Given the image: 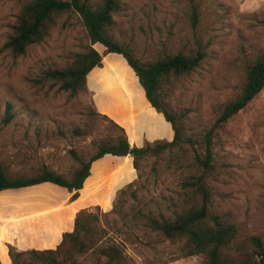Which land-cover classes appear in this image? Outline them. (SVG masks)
Listing matches in <instances>:
<instances>
[{
    "label": "rangeland",
    "instance_id": "rangeland-1",
    "mask_svg": "<svg viewBox=\"0 0 264 264\" xmlns=\"http://www.w3.org/2000/svg\"><path fill=\"white\" fill-rule=\"evenodd\" d=\"M118 1L113 33L140 60L192 54L196 49L203 50L204 57L192 71L162 83V99L181 129L179 146L141 159L139 169L128 155H106L91 167L82 201L92 197L103 207H89L91 211L98 207L103 214L97 236L120 243L132 264H205L201 255L184 254L182 240L165 238L144 224L145 214L168 218L201 202L188 182L202 175L212 210L228 215L240 234L264 239V87L215 129L212 167H198L194 158L204 153L203 135L219 107L239 91L246 62L264 51V0ZM20 5L17 0H0V160L11 175L31 176L47 166L69 176L78 165L76 157L87 161L111 131L104 118L88 116L96 97L101 113L109 118L128 114L131 121L133 110L145 107L144 97L135 89L125 59L114 53L103 56L102 66L90 72V86L84 91L71 94L45 80L44 70L70 65L85 49L86 30L76 13L67 12L43 42L22 55L13 54L3 45ZM93 46L100 53L104 50L101 44ZM7 102L14 116L3 124ZM128 184L132 185L125 203L112 211ZM131 191L137 193L135 199ZM64 193L65 188L52 183L2 190L1 215L8 214L9 223L17 224L24 214L37 217L39 211L58 206ZM80 259L84 264L103 262L92 252ZM0 264L5 260L0 258Z\"/></svg>",
    "mask_w": 264,
    "mask_h": 264
},
{
    "label": "trees",
    "instance_id": "trees-1",
    "mask_svg": "<svg viewBox=\"0 0 264 264\" xmlns=\"http://www.w3.org/2000/svg\"><path fill=\"white\" fill-rule=\"evenodd\" d=\"M20 10L12 25V32L4 42V48L13 54L22 55L34 44H39L56 25L57 19L64 13H76L86 30L87 44L84 50L77 52L70 65L65 67H50L44 70L43 78L58 84V88L75 94L90 86L89 74L94 67H101L103 56L109 53L119 54L125 59L127 71L137 91L143 93L150 104L161 112L170 122L174 135L172 140H156L145 142L142 146H132L129 154L132 164L139 169L141 159L158 155L166 150L177 147L182 142L181 129L175 113L167 108L162 99V83L170 76H179L196 68L204 51L196 49L194 53L178 52L165 55L153 61H142L137 58L132 49L122 43L113 33L114 13L120 8L118 0H100L91 4L89 0H17ZM193 18L196 21V8L192 7ZM101 44L104 50L100 53L94 44ZM264 87V51L247 61L244 77L239 91L234 97L225 101L219 107V113L212 126L203 135V155L194 154L198 167L210 169L211 141L217 127L223 126L231 117L243 109ZM88 114L104 118L110 124L111 131L106 138L101 139L95 153L83 161L76 157L77 167L66 176L47 166H42L31 176L11 175L0 160V191L8 188H20L52 182L65 187L71 192L70 200L79 196L85 178L91 174V163L105 154L118 155L119 147H129L127 135L122 127L107 115L101 113L96 104ZM12 105L7 102L3 124L13 118ZM114 169L118 168L117 161L113 162ZM202 175L194 177L188 186L193 192L201 195V202L193 203L178 210L171 217L165 218L145 214L144 224L152 231L159 232L171 240H182L185 255H201L205 264H264V239L256 234H240L237 224L228 215L213 211L209 204V196L203 185ZM128 184L121 189L117 205L112 211H117L125 203L124 195ZM84 188V186H83ZM83 190V189H82ZM135 199L137 193L131 191ZM107 213H104L106 215ZM98 207L95 211L89 208L78 210L74 218V227L70 232L62 233L61 241L55 248L18 250L8 245V255L11 264H84L80 258L92 252L102 264H132L120 243L104 241L98 235L100 223Z\"/></svg>",
    "mask_w": 264,
    "mask_h": 264
},
{
    "label": "crops",
    "instance_id": "crops-1",
    "mask_svg": "<svg viewBox=\"0 0 264 264\" xmlns=\"http://www.w3.org/2000/svg\"><path fill=\"white\" fill-rule=\"evenodd\" d=\"M95 68V67H94ZM93 68V69H94ZM145 107L139 110H133L135 121L130 120L128 114H120L119 117H110L116 124L122 127L127 135L129 146H142L145 141L152 142L155 140H167L170 141L173 138L174 132L170 122H168L161 112H158L146 99L144 93ZM95 104L98 108L97 97ZM151 110L155 115L149 112ZM99 110V109H98ZM101 112V111H100ZM106 115V114H105ZM109 117V115H107ZM105 154L99 159L94 160L91 163L90 169L93 164L100 162ZM119 158L116 155H113ZM130 156V154L128 155ZM132 162V157L130 156ZM89 174L84 182L90 177ZM52 183V182H42ZM34 184L31 186L39 185ZM54 184V183H52ZM57 185V184H55ZM59 186V185H57ZM82 188L79 190V196L70 200L71 192L66 189V193L63 194L60 204L54 208L41 210L37 217H33L32 214H24L23 219L17 224L9 223V215L2 214L0 209V258L4 259L6 264H11V260L8 255V248L5 243H10L17 247L18 250L27 249H47L55 248L61 241L62 233L70 232L74 227V218L78 210L82 208H89L93 205H98L101 208V203L97 200H91L89 197L85 201H82ZM28 187V186H26ZM62 187V186H60ZM22 188V187H20ZM12 189V188H8ZM5 190V189H4ZM2 191V190H1ZM94 198V197H93ZM96 198V197H95ZM26 213V212H17ZM26 215H29L28 217ZM4 220V221H3ZM4 223V224H3ZM12 224V225H11Z\"/></svg>",
    "mask_w": 264,
    "mask_h": 264
},
{
    "label": "water",
    "instance_id": "water-1",
    "mask_svg": "<svg viewBox=\"0 0 264 264\" xmlns=\"http://www.w3.org/2000/svg\"><path fill=\"white\" fill-rule=\"evenodd\" d=\"M129 149H130V147H119L117 149V153H118V155H123V156L129 155Z\"/></svg>",
    "mask_w": 264,
    "mask_h": 264
}]
</instances>
